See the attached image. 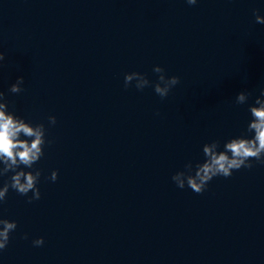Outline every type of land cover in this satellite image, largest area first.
Masks as SVG:
<instances>
[{
  "label": "clouds",
  "instance_id": "obj_1",
  "mask_svg": "<svg viewBox=\"0 0 264 264\" xmlns=\"http://www.w3.org/2000/svg\"><path fill=\"white\" fill-rule=\"evenodd\" d=\"M189 5H195L197 0H186ZM255 22L264 24V16L258 14V10H253ZM5 60V55L0 51V63ZM153 72L159 74L158 80L153 83L147 75L140 72H130L124 75V86L128 88L135 81V88L142 91L146 87H153L154 92L161 99L166 98L173 87L180 83L177 76H167L165 69L161 66H154ZM24 84V77L18 76L15 83L9 87V92L13 94L21 93ZM251 96L250 92L241 91L235 97L237 105H244ZM9 102L5 93L0 91V177L13 173L7 182L0 187V203L6 200L9 189L15 190L18 194L29 197L28 203L40 199L41 193L37 187L41 176L39 169L33 166L44 155V146L51 141L46 140V129L43 124H32L19 117L14 111H9ZM251 119L247 124L246 133H251L233 137L223 144L220 150V141L212 140L205 143L202 152L205 157L203 162L193 165L191 162L184 166V170L177 171L172 177V181L180 189L187 185L193 192L201 194L205 191L208 183L213 178L222 176L230 177L234 171L241 168L251 169V161L256 160L264 163V90L260 96L256 97L253 104L248 105ZM48 121L55 125L56 117L49 116ZM24 137V138H21ZM23 166V167H21ZM25 169H31L25 171ZM58 172L52 171L49 179L55 182ZM17 228V222L0 218V251L4 250L10 240V234ZM27 239V235L24 237ZM33 246L39 247L44 244L43 237L32 241Z\"/></svg>",
  "mask_w": 264,
  "mask_h": 264
}]
</instances>
